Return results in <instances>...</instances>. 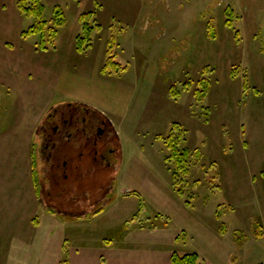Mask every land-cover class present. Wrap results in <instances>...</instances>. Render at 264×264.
<instances>
[{
    "label": "rangeland",
    "instance_id": "obj_1",
    "mask_svg": "<svg viewBox=\"0 0 264 264\" xmlns=\"http://www.w3.org/2000/svg\"><path fill=\"white\" fill-rule=\"evenodd\" d=\"M16 1L0 0V52L7 46L14 54L0 69V100L9 98L11 82L20 119L38 116L51 98L118 112L121 125L112 129L120 175L99 174L76 226L66 223L49 235L41 215L42 232L26 245L21 238L30 235L27 217L35 206L26 182L29 148L19 133L20 239L0 245V264H54L63 236L61 261L68 263L71 247L102 249L97 243L125 240L132 229L165 231L176 246L184 243L179 254L198 253V264H264V0H154L170 8L161 23L141 15L151 0H91L88 10L104 27L84 51L75 39L72 50L67 44L39 50V35L21 36L34 19ZM43 2L48 21L55 6L65 11L58 45L81 25L78 0ZM112 35L116 60L127 70L102 74ZM203 78L211 89L199 101L194 92ZM170 133L180 135V151L190 150L187 173L176 180L175 162L166 159Z\"/></svg>",
    "mask_w": 264,
    "mask_h": 264
},
{
    "label": "crops",
    "instance_id": "obj_2",
    "mask_svg": "<svg viewBox=\"0 0 264 264\" xmlns=\"http://www.w3.org/2000/svg\"><path fill=\"white\" fill-rule=\"evenodd\" d=\"M90 1L91 0H78V21L79 16L82 12L94 11L91 9L88 10L89 7H91L89 5ZM147 4L149 7L148 11H143L141 15L147 13V15H149V18L151 16V22L155 21L156 23H161L165 20L164 15H167L169 13L168 10L170 8H166L164 4L156 3L154 0L147 2ZM94 13L95 15H97L96 11H94ZM95 17L102 25V27H104L102 18L100 19L98 15ZM109 18L111 19L110 16ZM81 32L82 26L79 25L78 29L75 32L64 34L63 37L61 36L62 43H59L57 47H59L60 44H67V46L71 47L72 50L74 39L76 47V37ZM106 47L107 46L105 45V57L107 51ZM0 53V69H8L10 65V62L8 60L14 55L13 49L5 46ZM7 58L8 60H6ZM103 63L101 64L102 66L104 65ZM13 86L14 85L11 82L7 83V87L9 88V98H7L6 101L0 100V245H5L6 247H8L9 244H15L20 239V227H18V153L20 147L19 133H22L21 144L26 148H29L26 155V165H28V167H26L25 169L27 174L26 182L27 184H30L29 191L31 194V198L33 197V204L35 206V211L30 213L27 217L28 222L31 226V232L29 233L30 235L28 236V233L25 234L24 231V235L21 238V241H23L26 245H32L35 243L36 236H38L42 232L40 219L39 223L36 222V220H38L41 215H43L45 220L50 224V235L51 233L55 232V229H57L58 227L60 228L66 223L72 225V227L76 226L75 223L78 222L77 217H80V215H82L84 205H86L87 207L89 203H91L90 200L92 198L91 197L89 200H87V202H81L80 200H77L76 197L72 198L62 196L55 198L53 196L58 191L59 182H55L57 178L53 174L44 172L45 162L42 160L40 151L42 140V126L44 125L48 114L52 112V110L56 107L79 104L90 107L91 109L97 111L111 127L114 128L116 126V128L118 129V126L121 125V122L117 120V118H120L118 112H109L110 110L106 112L105 110H103V108L101 109L95 107L92 104H87L77 99H72L71 97H66L65 99L51 98L43 111L39 112L38 116H32V118L26 116L20 119L17 113V99H13L12 97L15 90ZM15 92L17 91L15 90ZM109 113H112L114 115V118H110L108 116L110 115ZM118 122L120 125L117 124ZM36 133L38 137L37 141L35 142L34 134ZM117 133L118 135H121V133H119L118 131ZM71 157H76V153L73 150H71ZM118 168L116 175H120V173L118 172ZM102 170L106 171V169ZM100 173L102 172H98V176ZM76 175L77 173L75 172L70 175L69 179H66L64 175H61L58 178L60 179V183H71L73 180H78V177H76ZM49 180L53 181L54 186V188H52L51 195L48 194V185L50 183ZM84 184L90 185L91 183L88 181ZM43 188L47 192L48 198H45V191L43 190ZM92 195L93 191H90V196ZM40 198L42 199V201L40 200ZM52 199H57V201L53 202ZM56 203L63 204L56 205ZM51 210H54L53 214L51 213ZM62 217H68L70 219L63 220ZM136 236H138V240L135 242ZM114 239L115 241L109 244H102V242L98 244L96 242L97 245L99 247L101 246L102 249H96L95 247L86 249L81 245H79L78 247L73 246L70 249H73L74 251L70 252L69 262L67 263L66 261V263L83 264L85 262L86 264H172V254L174 252L179 253V250H177L176 248L180 247V249H182V247H184V243L181 246H176L174 244V239L170 237L169 234L165 231L160 232L159 229H132L128 232L127 239ZM67 240L68 238H65L64 236L61 238H57V242L54 246H56L55 249H57V251L59 252V256H56L57 258L54 261V264H63L65 262L61 261V255L63 254L64 247H66ZM183 249L184 250H182V253H186L188 251L186 248ZM28 264H30L29 261ZM47 264H49V262Z\"/></svg>",
    "mask_w": 264,
    "mask_h": 264
},
{
    "label": "flooded vegetation",
    "instance_id": "obj_3",
    "mask_svg": "<svg viewBox=\"0 0 264 264\" xmlns=\"http://www.w3.org/2000/svg\"><path fill=\"white\" fill-rule=\"evenodd\" d=\"M114 133L97 111L84 105L56 107L48 114L42 126L40 151L44 172L53 174L55 182H59L55 198L66 196L87 201L92 197L90 191L97 186L98 172L106 169L117 173L119 145ZM71 150L76 153L75 158L71 157ZM75 172L78 180L60 183L58 177L64 175L69 179ZM49 181L51 195L54 186ZM88 181L91 184L85 185Z\"/></svg>",
    "mask_w": 264,
    "mask_h": 264
},
{
    "label": "trees",
    "instance_id": "obj_4",
    "mask_svg": "<svg viewBox=\"0 0 264 264\" xmlns=\"http://www.w3.org/2000/svg\"><path fill=\"white\" fill-rule=\"evenodd\" d=\"M17 7L21 14L33 18L34 22L29 26L28 29L24 30L21 34L23 38H29L34 35L40 36L38 43V49L42 51H48L51 48H56L57 39L60 33V29L66 25V14L62 6L57 5L54 8V16L51 21L44 18L45 4L43 0H17ZM79 21L82 25V32L76 37V48L79 51H84L93 45L92 35L95 31L100 32L102 25L97 21L94 11L82 12L79 16ZM114 36L112 35L109 41V47L106 51V62L101 68L102 74H121L127 70V66H122L116 60L114 55ZM114 43V44H113ZM233 73V72H232ZM200 88L195 90V95L199 101H202L209 90L211 89V82L209 79L203 78L200 80ZM247 86V80L245 82ZM175 94V91L172 90ZM180 135H174L170 133L168 137H165V144L171 151V155L166 157L167 160H173L175 162V168L172 172V177L176 180L178 173L181 171L187 173V158L190 155L188 148L179 150ZM264 176V173L262 174ZM200 256L196 252L187 254H179L174 252L171 256L172 264H198ZM63 264H67L64 262Z\"/></svg>",
    "mask_w": 264,
    "mask_h": 264
}]
</instances>
